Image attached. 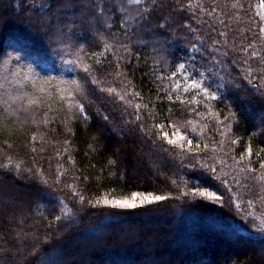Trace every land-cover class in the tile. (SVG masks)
Instances as JSON below:
<instances>
[{"label":"trees","instance_id":"trees-1","mask_svg":"<svg viewBox=\"0 0 264 264\" xmlns=\"http://www.w3.org/2000/svg\"><path fill=\"white\" fill-rule=\"evenodd\" d=\"M0 58V264H53L61 249L63 264H101L71 249L111 242L129 261L144 253L133 236L94 242L89 227L141 214L194 228L186 248L170 228L169 260L159 228L158 264H196L179 251L208 227L250 243L202 264H264V0H0ZM134 192L167 199L103 202Z\"/></svg>","mask_w":264,"mask_h":264},{"label":"rangeland","instance_id":"rangeland-1","mask_svg":"<svg viewBox=\"0 0 264 264\" xmlns=\"http://www.w3.org/2000/svg\"><path fill=\"white\" fill-rule=\"evenodd\" d=\"M6 3L12 1V0H5ZM21 0H19L20 2ZM33 2V0H31ZM44 13V12H41ZM71 13V12H70ZM74 13V12H73ZM75 14V13H74ZM71 17V23L72 24H78L79 21L76 18V16H74L72 13L68 14ZM82 22V21H81ZM92 32V31H91ZM92 35H94L92 33ZM8 43V42H7ZM7 46H9L10 44H7ZM7 56L9 58V56H15V55H21L22 59L25 63H27V65H31V59L29 57H24L23 54L21 53V51L19 49H16L15 47H13L12 45L9 46V48L7 49ZM7 58V59H8ZM3 62H7V60L5 59H1L0 58V65ZM4 65H8V63L4 64ZM2 65V67L4 66ZM17 72H19V70L16 69ZM62 70L59 69V73ZM5 106H7V109L10 108V104L8 102L5 101ZM249 113L251 114V110H249ZM10 113V112H9ZM12 114V112H11ZM10 114V115H11ZM5 146H11V144H9L8 142H5L4 144ZM5 175L3 174V177ZM28 178H30V176H28ZM2 181V180H1ZM4 181V180H3ZM48 197L46 199L47 204H50L51 201L54 199L53 195L51 194H47ZM28 198V197H27ZM25 198V199H27ZM29 199H31L29 197ZM27 202V200L25 201V203ZM31 202L29 203L28 201V207H30ZM5 214V211H4ZM141 217L142 220L139 222L137 221L138 219H135L133 221L131 220H121V221H116L115 223L112 222L111 224L108 222H104V223H100V224H95L89 227V235L91 236L90 238H92V240H94V242L97 241V239H95L98 236H102L105 232H111L113 231L115 234H117V239L123 241L124 240V235L125 232L128 235H131V237L133 236V238H131V241H129L128 243L130 244V242L133 243H140L142 246V250L144 253H140V256H135L133 257L131 260L127 261L125 258H120V257H116L115 254L113 253V251L111 249L113 248H120L119 246L115 245L114 242L111 244H108V246H104L103 247H97L93 248L92 250L87 249L85 246L80 248L78 247V249H71V253H78L81 249L85 252H83L85 260H89L90 259V255L94 253L98 254L99 256L96 257V259L98 260L99 263L101 264H108V261H115L119 264H158V260H155L152 256L147 258V255L151 253L152 251V236L154 235L157 236V232L159 233V228H165L166 231L162 232L164 235L160 234L161 237V242L159 243L160 247H162L164 244V247L162 248L163 250V254H164V258L161 260H166L169 258L174 257V247L176 246V242L173 241L174 239V235L171 236V232H170V228L171 225L167 222L164 221L162 222V220H157L154 216L152 218H148L147 220H145V215L141 214V215H137V217ZM127 218V217H126ZM161 218V217H160ZM1 219H5L4 217L0 218ZM235 223H238L239 226L243 227L244 225H246V222H239V221H234ZM190 224V223H189ZM0 226L1 225V221H0ZM151 228V230H147L146 228ZM244 227H251L254 231L259 229V226L257 225H250V226H244ZM4 228V227H3ZM145 228V229H144ZM173 232L176 233L179 232L181 230V236L182 238V246L184 248H186V246L190 243V240L188 239V234L189 232H184L186 230H189L190 233H194V228L192 229H182V228H178L179 230L175 229L174 227L172 228ZM249 230H251L250 228H248ZM261 229L264 230V227H261ZM206 231V232H205ZM205 235L199 237L198 241L195 243V246L200 247V248H193V250L190 249L186 250L183 249L181 247L179 254L182 255V257H196L194 260V263H198V264H202V262H210L212 260H222V259H226L229 257H233L237 254V252L242 249L243 247H245V243L249 242L248 239L244 238L245 236L242 235H235L234 232L230 233V232H226V231H220L218 229H211V227L206 228L205 229ZM139 233H143L144 235L142 237H139ZM159 238V236H158ZM72 241V240H71ZM168 241V242H167ZM185 242L187 244H185ZM189 242V243H188ZM167 243V244H166ZM250 243V242H249ZM252 249H254L256 251V256L258 258H260L261 260H264V243H259V242H252ZM120 245V244H119ZM65 250L66 249H61V250H57L56 252H54L53 254L51 253V256L54 257V255H57V258H53V264H63V254H65ZM70 250V249H67ZM50 256V257H51ZM198 260V261H197ZM188 262V261H187Z\"/></svg>","mask_w":264,"mask_h":264},{"label":"snow or ice","instance_id":"snow-or-ice-1","mask_svg":"<svg viewBox=\"0 0 264 264\" xmlns=\"http://www.w3.org/2000/svg\"><path fill=\"white\" fill-rule=\"evenodd\" d=\"M134 2L136 3H139L140 0H134ZM179 87V85H178ZM191 87H199V85L193 81ZM205 92H207V89H204ZM160 127H163V126H160ZM175 135V133H174ZM163 137L165 139H167L168 137V133H163ZM169 144H176V140L174 139H169L167 141ZM189 143H191L189 141ZM182 147V145H181ZM195 179V177H194ZM200 195L202 196H206L207 198H210V199H220V197H217L215 195V193H212V194H208L206 192H202L200 193ZM137 198H140L139 199V204L136 202ZM167 199V197L165 196H159V195H153L151 193H148V194H144V193H138V192H134L131 194V199H123V200H116L115 202H112V201H109L108 199H104V203L105 204H110L114 207H118V208H121V209H135L139 206H143L144 204H151V203H154V202H159V201H162V200H165ZM100 201H97V203H99Z\"/></svg>","mask_w":264,"mask_h":264},{"label":"bare ground","instance_id":"bare-ground-1","mask_svg":"<svg viewBox=\"0 0 264 264\" xmlns=\"http://www.w3.org/2000/svg\"><path fill=\"white\" fill-rule=\"evenodd\" d=\"M195 235V234H194ZM195 243H196V241L194 242V241H192V244H190V246L192 247V248H200V247H197V246H195Z\"/></svg>","mask_w":264,"mask_h":264}]
</instances>
